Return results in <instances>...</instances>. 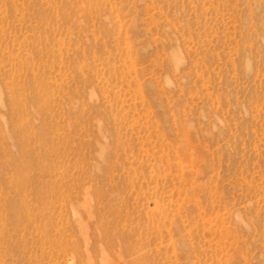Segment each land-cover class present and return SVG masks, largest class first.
Returning a JSON list of instances; mask_svg holds the SVG:
<instances>
[{
  "label": "rangeland",
  "instance_id": "374dc122",
  "mask_svg": "<svg viewBox=\"0 0 264 264\" xmlns=\"http://www.w3.org/2000/svg\"><path fill=\"white\" fill-rule=\"evenodd\" d=\"M0 264H264V0H0Z\"/></svg>",
  "mask_w": 264,
  "mask_h": 264
}]
</instances>
